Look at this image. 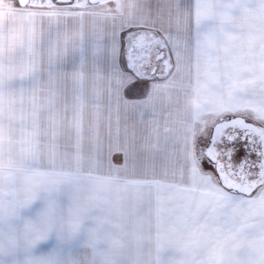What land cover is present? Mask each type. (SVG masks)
<instances>
[{"label":"snow or ice","instance_id":"6c2138e0","mask_svg":"<svg viewBox=\"0 0 264 264\" xmlns=\"http://www.w3.org/2000/svg\"><path fill=\"white\" fill-rule=\"evenodd\" d=\"M59 3L0 0V264H264V0H195L194 18L179 5L146 15L141 0ZM89 82L109 97L106 152ZM125 89L151 117L139 138L162 130L176 149L171 181L123 178L144 166L136 126L112 133ZM62 129L74 152L57 150Z\"/></svg>","mask_w":264,"mask_h":264},{"label":"crops","instance_id":"0c3cea01","mask_svg":"<svg viewBox=\"0 0 264 264\" xmlns=\"http://www.w3.org/2000/svg\"><path fill=\"white\" fill-rule=\"evenodd\" d=\"M33 0H29L30 9L33 11L38 10H47L46 7L42 8H35L31 7ZM35 2L39 5H46L47 0H44V3H40L39 1L35 0ZM141 3L144 5L145 8V14L151 15L152 17H156L159 10L164 11L165 18H167V15L169 12H171L173 15L176 12L177 5H179L180 9L183 10H190L193 18H194V4L195 0H141ZM191 5V8L189 6ZM85 35H86V41H85V51H84V57L86 60V73L91 68V61L93 56V46L90 41L87 40L88 30L91 27V19L86 17L85 18ZM45 29H47V18H45ZM110 31V29H108ZM61 38H63V30L61 32ZM100 48L101 52L99 56L97 57L99 67L102 70L101 74H104L103 70L107 67V62L103 55V50L105 48L103 37L100 40ZM77 64L79 65V56L80 54L77 52L76 54ZM69 60H71V57H69ZM69 65H66V68L69 70V72L72 70L73 65L71 63H68ZM162 82V81H161ZM62 87L66 89L67 91V97L69 100V103H71L73 92H74V84L71 79V76L69 75L67 79L63 80ZM88 91H89V100L90 102L96 104L99 106L101 110V114L104 117V122L101 128L102 133L104 134L105 138V144H104V150L106 152V139H107V117L109 115V97L107 93L103 90H101L100 94L98 96L93 97L91 95V83L88 84ZM123 97L126 101L129 102L127 106H121L119 111L118 120L119 123H117V114L115 111V106L113 105L112 110V133L115 135L117 131L119 132V135L121 138L124 136L125 129H128L129 135L132 134L133 131V125L136 126L137 130V140H136V149L139 157L144 163L143 167L137 168L135 171H129L127 174H122L124 179L127 180H140L144 178H156V179H167L168 181H171L173 179L172 177V165L174 164V152L176 149L174 148L171 141H166L163 131L161 130V135L159 139H156L153 137L150 141L145 142L139 138L140 136V129H143L145 127V122H147L151 117L146 116L143 114V111L138 108L132 107V103L135 102L137 99L135 94L129 93L127 89H125L123 93ZM167 106V100L166 98H162L160 102V108H158V112L161 117L165 115L163 112L164 107ZM161 125H163V119H161ZM61 131L64 132V134H61L58 136L57 140V150L59 152L69 151L74 152L75 151V138L74 135L67 129H62ZM60 133V132H59ZM83 150L85 154L88 152V139L87 136H85L84 144H83ZM110 161L113 165L120 167L124 163V155L123 152H113V154L110 157ZM165 172L168 173L167 177H165ZM132 187L131 185L129 186ZM129 196H131V192L129 193ZM146 231V229H145ZM90 252V250H88ZM130 255H135V244L133 243L132 248L130 250Z\"/></svg>","mask_w":264,"mask_h":264},{"label":"rangeland","instance_id":"374dc122","mask_svg":"<svg viewBox=\"0 0 264 264\" xmlns=\"http://www.w3.org/2000/svg\"><path fill=\"white\" fill-rule=\"evenodd\" d=\"M37 1H39L40 3H44V0H37ZM72 2L75 3V0H72ZM52 3L56 4L57 7H66L67 6L65 4L59 3V0H52ZM109 6L110 7H114V4L109 5ZM61 32H62V30H61ZM55 38H56V31H55V27H53V39H55ZM67 65H69V64H67ZM61 134H64V132L60 130V133H59L58 136H60ZM208 167L209 166L206 165L205 166V170H207Z\"/></svg>","mask_w":264,"mask_h":264},{"label":"flooded vegetation","instance_id":"af4514ba","mask_svg":"<svg viewBox=\"0 0 264 264\" xmlns=\"http://www.w3.org/2000/svg\"><path fill=\"white\" fill-rule=\"evenodd\" d=\"M236 147L240 150L237 153V156L235 157V162L238 163L239 162V159L243 155V151H244V149H243V142L242 141L241 142H237ZM250 158L251 159H255V154H253Z\"/></svg>","mask_w":264,"mask_h":264}]
</instances>
